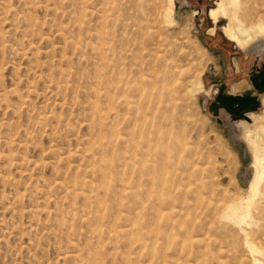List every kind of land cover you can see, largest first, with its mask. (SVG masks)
Returning a JSON list of instances; mask_svg holds the SVG:
<instances>
[{
    "label": "rangeland",
    "instance_id": "374dc122",
    "mask_svg": "<svg viewBox=\"0 0 264 264\" xmlns=\"http://www.w3.org/2000/svg\"><path fill=\"white\" fill-rule=\"evenodd\" d=\"M165 1L0 0V264H254L245 231L264 258V184L254 224L222 216L254 172L238 120L263 111L264 38L237 47L219 0H174L173 23ZM156 51L159 98L133 90Z\"/></svg>",
    "mask_w": 264,
    "mask_h": 264
},
{
    "label": "bare ground",
    "instance_id": "6f19581e",
    "mask_svg": "<svg viewBox=\"0 0 264 264\" xmlns=\"http://www.w3.org/2000/svg\"><path fill=\"white\" fill-rule=\"evenodd\" d=\"M165 2H166V4H165V7L162 11V16H163L164 20L167 21L168 23H173L174 22V18H173L174 0H166ZM259 2H260V0H219L218 6L216 8L213 7L209 10V15L211 18H213V21L215 23L220 20V17L221 18H227L228 23L226 25H224V27H223V32H224L225 36L230 41L236 43L237 47L239 46L240 48H246L250 44L255 42L256 40L264 38V15H261L257 12H254L257 9L256 7L258 6ZM262 5L264 6V2ZM212 29L214 30V27ZM151 56H153L151 59V62L149 61V63H147V66L137 70L140 85L138 87H135L133 90L141 92V91H144L143 88H145V87H148V89L152 87V89H156L158 91L155 93V96L158 93V95H157L158 97L156 96V98H159V96H160L159 92L161 89L159 90L158 88L161 85V82L164 81V79H165L166 71L164 69L165 66L162 64L161 57H159L158 52L155 53V55L152 54ZM141 66H143V65H141ZM135 80H136V78H135ZM176 83H178V81ZM189 83L191 85L189 90L192 93L201 92L204 89V83L202 80V72L196 73L193 76V78L189 81ZM136 84H138V83H136ZM244 84L245 83H242V82L234 84L233 90L237 91V90L241 89L242 87L246 86ZM173 85H175V84H173ZM130 87H132V86L130 85L129 88L126 89L127 93L133 92V90H131ZM152 89H151V92H153ZM163 91H164V89H163ZM124 96H125V94H124ZM140 96H141V94H140ZM142 96H143V94H142ZM147 98H149V97H147ZM138 100H141L140 97L138 98ZM159 101L155 100V104L157 105V103ZM261 102H262V107H263L262 113H256L255 111H249L246 113V116L251 118V120H253L254 123L248 122L247 120H244V119L238 120V125L243 129V133H244L243 137H245V139H246V141H247V143H248V145L252 151V154H253V163H252L253 167H254L253 175L249 181L248 189L245 191L246 194L245 195L242 194V196H240L237 199L229 202V204L227 205V207L223 211V215H222L223 217H225V219L228 218L229 221L231 220V221H233V222H235L241 226L244 223L249 224V225L254 224V219H253V215H252V207L256 208V206H258V207L260 206L258 204L255 205V202H257L256 197L259 194H261L263 191V184H264L263 183L264 182V143H261L262 139L260 137V133L262 131L264 132V124H261L259 121H261L264 118V93L262 95ZM131 103H132V101H131ZM127 104H128V101H127ZM130 106L128 104V108ZM131 109H132V107H131ZM135 109H137V108H135ZM143 110H145V109H143ZM146 110H148V107ZM256 122H258V123H256ZM141 124L142 123H140V125ZM142 126L145 127V125H142ZM152 126H153V124H152ZM159 177L161 178V175ZM160 180H163V179H160ZM165 181H167V179L163 180V182H165ZM260 196H262V195H260ZM260 196H258V197H260ZM259 202H260V200H259ZM262 204H264V203H262ZM163 212L165 214L166 211H163ZM251 228H252V226H251ZM257 228H258V226H257ZM252 229H254V226ZM255 229H256V227H255ZM245 230H247V229H245ZM245 234H246L245 235L246 237L244 239L245 240L244 243L247 245V248L252 253L253 263L254 264H261L259 258H263V257L257 258L256 257L257 255L255 256V254L260 253L263 250L257 244H255L253 241H251L250 238H248L249 232L245 231ZM263 262H264V260H263Z\"/></svg>",
    "mask_w": 264,
    "mask_h": 264
},
{
    "label": "water",
    "instance_id": "95a60500",
    "mask_svg": "<svg viewBox=\"0 0 264 264\" xmlns=\"http://www.w3.org/2000/svg\"><path fill=\"white\" fill-rule=\"evenodd\" d=\"M254 47V49H261V50H263V48H264V46L262 45V44H260V43H257L255 46H253Z\"/></svg>",
    "mask_w": 264,
    "mask_h": 264
},
{
    "label": "crops",
    "instance_id": "0c3cea01",
    "mask_svg": "<svg viewBox=\"0 0 264 264\" xmlns=\"http://www.w3.org/2000/svg\"><path fill=\"white\" fill-rule=\"evenodd\" d=\"M235 84H237V83H235ZM234 85V84H233ZM232 91H234L235 92V90H233V86H232Z\"/></svg>",
    "mask_w": 264,
    "mask_h": 264
}]
</instances>
